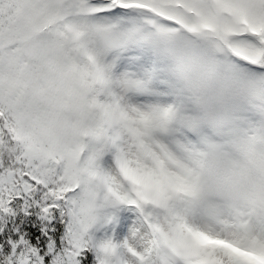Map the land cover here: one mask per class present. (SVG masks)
<instances>
[{
	"label": "snow or ice",
	"instance_id": "6c2138e0",
	"mask_svg": "<svg viewBox=\"0 0 264 264\" xmlns=\"http://www.w3.org/2000/svg\"><path fill=\"white\" fill-rule=\"evenodd\" d=\"M0 264H264V0H0Z\"/></svg>",
	"mask_w": 264,
	"mask_h": 264
}]
</instances>
